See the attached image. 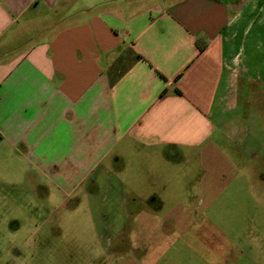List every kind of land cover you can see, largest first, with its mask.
Listing matches in <instances>:
<instances>
[{"label": "crops", "instance_id": "obj_1", "mask_svg": "<svg viewBox=\"0 0 264 264\" xmlns=\"http://www.w3.org/2000/svg\"><path fill=\"white\" fill-rule=\"evenodd\" d=\"M262 185L264 0H0V257L73 215L158 264Z\"/></svg>", "mask_w": 264, "mask_h": 264}, {"label": "rangeland", "instance_id": "obj_2", "mask_svg": "<svg viewBox=\"0 0 264 264\" xmlns=\"http://www.w3.org/2000/svg\"><path fill=\"white\" fill-rule=\"evenodd\" d=\"M165 164L166 172L173 170ZM234 189L220 193L207 208V198L204 204L199 200L191 209L192 222L182 233L177 230L174 246L158 264H264V185L256 192ZM193 197L199 199L200 192ZM47 228L49 237L40 236L35 247L27 241L20 255H3L0 264H121L132 253L127 246L119 255L102 251L108 241L101 244L92 225L73 215Z\"/></svg>", "mask_w": 264, "mask_h": 264}, {"label": "trees", "instance_id": "obj_3", "mask_svg": "<svg viewBox=\"0 0 264 264\" xmlns=\"http://www.w3.org/2000/svg\"><path fill=\"white\" fill-rule=\"evenodd\" d=\"M197 45H198V49H200V50H201V49L203 48V45H201V44H198V43H197Z\"/></svg>", "mask_w": 264, "mask_h": 264}]
</instances>
